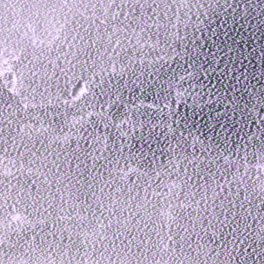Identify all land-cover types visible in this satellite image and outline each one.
Here are the masks:
<instances>
[{
  "label": "snow or ice",
  "instance_id": "snow-or-ice-1",
  "mask_svg": "<svg viewBox=\"0 0 264 264\" xmlns=\"http://www.w3.org/2000/svg\"><path fill=\"white\" fill-rule=\"evenodd\" d=\"M258 40L264 0H0V264H264Z\"/></svg>",
  "mask_w": 264,
  "mask_h": 264
},
{
  "label": "water",
  "instance_id": "water-1",
  "mask_svg": "<svg viewBox=\"0 0 264 264\" xmlns=\"http://www.w3.org/2000/svg\"><path fill=\"white\" fill-rule=\"evenodd\" d=\"M236 27H237V29H239V25H237ZM222 30H223V29H221V31H222ZM240 31H241L242 34L247 38V36H248V32H247V31H244V30H240ZM234 34H235V33H234ZM257 35H259V33H257ZM255 43H264V40H258V41H255ZM242 46H243V45H242ZM252 46H253V43L250 42V43L248 44V47L251 48ZM255 66H256V67L259 66V65H258V62H255ZM252 83H253V84H256V81H252ZM131 87L133 88V92H132V93H129L128 90L125 89V90H124V96H125L126 98L129 99L130 104H131V103H138V100H137L136 98H143V97H142L141 93L139 92V90H138L134 85H132ZM106 99H107L106 97H102L100 103H103ZM148 100H149V101L151 100V96L148 97ZM105 107H107V105H105ZM96 110H97V111L100 110L99 105H97ZM220 110L223 111L222 108H221ZM38 111H40L41 114H42V110H38ZM141 111H144V110L141 109ZM165 111H166V110H165ZM205 112H207V109H205ZM230 115H231V114H230ZM47 119H50V117L47 118ZM231 120L240 121V120H241V117H240L239 114H236V115H234V116H231ZM231 120L226 121V123H227V127H228V133H227V134H229V135H231L232 132H238L239 129L241 128V125H240L239 123L233 125V124L231 123ZM202 122H203V120H202ZM34 123H35V122H34ZM125 127H126V126H125ZM217 127H218V126H217ZM253 130H254V128H253L251 125H249L248 127H246V128L243 129V132H239V135H240V136H243V133H244V132H251V131H253ZM145 131H146V129H145ZM235 138H236V137H233V139H235Z\"/></svg>",
  "mask_w": 264,
  "mask_h": 264
}]
</instances>
